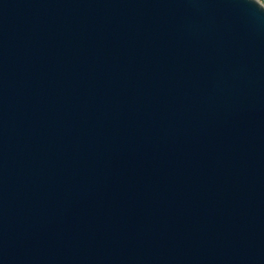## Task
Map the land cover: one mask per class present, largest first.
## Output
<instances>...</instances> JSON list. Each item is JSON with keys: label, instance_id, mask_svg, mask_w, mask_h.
<instances>
[{"label": "water", "instance_id": "1", "mask_svg": "<svg viewBox=\"0 0 264 264\" xmlns=\"http://www.w3.org/2000/svg\"><path fill=\"white\" fill-rule=\"evenodd\" d=\"M0 264H264V2L0 0Z\"/></svg>", "mask_w": 264, "mask_h": 264}, {"label": "snow or ice", "instance_id": "2", "mask_svg": "<svg viewBox=\"0 0 264 264\" xmlns=\"http://www.w3.org/2000/svg\"><path fill=\"white\" fill-rule=\"evenodd\" d=\"M262 2H264V0H262Z\"/></svg>", "mask_w": 264, "mask_h": 264}, {"label": "clouds", "instance_id": "3", "mask_svg": "<svg viewBox=\"0 0 264 264\" xmlns=\"http://www.w3.org/2000/svg\"><path fill=\"white\" fill-rule=\"evenodd\" d=\"M260 8V7H259ZM261 9V8H260ZM262 10V9H261Z\"/></svg>", "mask_w": 264, "mask_h": 264}]
</instances>
